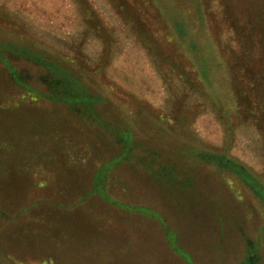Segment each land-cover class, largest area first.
<instances>
[{
	"label": "rangeland",
	"instance_id": "rangeland-1",
	"mask_svg": "<svg viewBox=\"0 0 264 264\" xmlns=\"http://www.w3.org/2000/svg\"><path fill=\"white\" fill-rule=\"evenodd\" d=\"M0 264H264V0H0Z\"/></svg>",
	"mask_w": 264,
	"mask_h": 264
},
{
	"label": "trees",
	"instance_id": "trees-1",
	"mask_svg": "<svg viewBox=\"0 0 264 264\" xmlns=\"http://www.w3.org/2000/svg\"><path fill=\"white\" fill-rule=\"evenodd\" d=\"M241 170H242V168H241ZM242 171H244V170H242ZM239 173H241V171H238ZM249 173V172H248ZM246 180L248 181V183L250 184V181H252V180H254V178L252 177V175H247V177H246Z\"/></svg>",
	"mask_w": 264,
	"mask_h": 264
}]
</instances>
